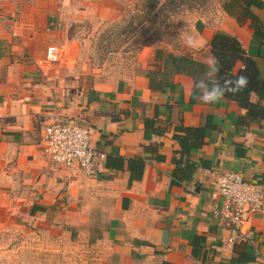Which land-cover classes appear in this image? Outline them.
Wrapping results in <instances>:
<instances>
[{"label": "crops", "instance_id": "obj_1", "mask_svg": "<svg viewBox=\"0 0 264 264\" xmlns=\"http://www.w3.org/2000/svg\"><path fill=\"white\" fill-rule=\"evenodd\" d=\"M230 2L229 11L196 21L186 50L164 51L189 56L195 75L166 77L164 60L146 48L135 74L104 80L47 59L51 46L77 51L52 17L57 0H7L0 8V231L9 223L58 231L99 249V264H264V216L251 218V242L229 245V229L212 213L222 204L212 198L220 176L264 184V121L249 122L247 110L224 97L205 104L194 88L216 34L240 43L264 83V6L232 10ZM244 68L239 61L233 73ZM250 101L264 107V88ZM61 116L88 127L91 147L105 154L96 177L47 157L45 128ZM199 127L196 145L183 129Z\"/></svg>", "mask_w": 264, "mask_h": 264}, {"label": "rangeland", "instance_id": "obj_2", "mask_svg": "<svg viewBox=\"0 0 264 264\" xmlns=\"http://www.w3.org/2000/svg\"><path fill=\"white\" fill-rule=\"evenodd\" d=\"M226 1L83 0L64 7L66 1L57 0L52 17L61 19L60 28L77 51H60L56 63L104 80L129 78L140 69L146 48L186 50L196 21L216 14ZM23 226L9 223L0 231V264L100 263L94 259L99 249L93 251L58 231Z\"/></svg>", "mask_w": 264, "mask_h": 264}, {"label": "built area", "instance_id": "obj_3", "mask_svg": "<svg viewBox=\"0 0 264 264\" xmlns=\"http://www.w3.org/2000/svg\"><path fill=\"white\" fill-rule=\"evenodd\" d=\"M7 0H0V8ZM0 19L2 15L0 14ZM56 46L47 50V59L60 60ZM44 151L51 162L69 170L78 169L86 177H96L106 156L95 151L90 144V131L78 119L61 116L45 128ZM213 199H222L213 215L226 225L230 237L226 243L251 242L250 222L253 216H264V184L247 181L240 173L228 172L219 177Z\"/></svg>", "mask_w": 264, "mask_h": 264}, {"label": "trees", "instance_id": "obj_4", "mask_svg": "<svg viewBox=\"0 0 264 264\" xmlns=\"http://www.w3.org/2000/svg\"><path fill=\"white\" fill-rule=\"evenodd\" d=\"M227 2V1H226ZM224 3L225 10L229 11V6ZM230 5L232 10H237L238 7L243 8L245 11H249L251 7L263 8V3L259 0H231ZM249 12H246V16ZM211 48L213 55L218 60L219 74L216 81L223 84L225 80H230L238 75H244L247 77V85L239 92H228L224 95V98L234 101L240 108L247 110V118L249 122H256L258 120L264 121V107L256 106L251 103L250 98L253 93L264 88L257 66L255 62L246 57L245 51L242 49L240 43L231 36L224 34H216L211 42ZM156 56L160 60H164L166 67L165 75L174 76L175 74L183 75H195V62L186 55L175 56L172 53L164 52V50H157ZM242 61L245 64V68L240 70L237 74L233 73L234 67L237 62ZM198 77L195 76V80ZM187 133L189 138L195 139L194 144L199 145L196 141L203 137V128H185L183 129Z\"/></svg>", "mask_w": 264, "mask_h": 264}, {"label": "clouds", "instance_id": "obj_5", "mask_svg": "<svg viewBox=\"0 0 264 264\" xmlns=\"http://www.w3.org/2000/svg\"><path fill=\"white\" fill-rule=\"evenodd\" d=\"M218 60L215 56H211L207 60V70L203 78L194 82V88L199 90V99L205 104H215L228 92L236 93L241 91L247 85V77L238 75L233 79L225 80L223 84L218 81L212 83L217 78Z\"/></svg>", "mask_w": 264, "mask_h": 264}]
</instances>
